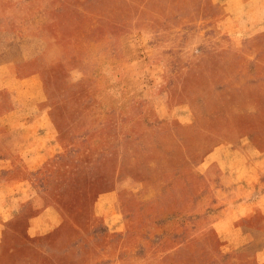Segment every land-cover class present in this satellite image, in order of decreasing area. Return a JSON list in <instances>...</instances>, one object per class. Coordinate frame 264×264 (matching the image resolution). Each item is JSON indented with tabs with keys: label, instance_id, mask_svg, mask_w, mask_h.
<instances>
[{
	"label": "rangeland",
	"instance_id": "1",
	"mask_svg": "<svg viewBox=\"0 0 264 264\" xmlns=\"http://www.w3.org/2000/svg\"><path fill=\"white\" fill-rule=\"evenodd\" d=\"M222 14L214 0H0V202L15 208L0 264H264V53ZM45 124L56 153L25 161V127ZM47 205L59 222L30 237Z\"/></svg>",
	"mask_w": 264,
	"mask_h": 264
},
{
	"label": "crops",
	"instance_id": "2",
	"mask_svg": "<svg viewBox=\"0 0 264 264\" xmlns=\"http://www.w3.org/2000/svg\"><path fill=\"white\" fill-rule=\"evenodd\" d=\"M220 8L223 10V14L220 17V22L225 24L224 31L227 32L230 37L236 43L238 41H242L244 39H261L259 43L256 44V51L264 53V0H228L229 3L226 1L214 0ZM258 83H264V80L257 81ZM12 111L11 113H15ZM10 113V114H11ZM8 114V115H10ZM7 115V116H8ZM15 129L14 127L11 130ZM26 133L29 134V141L23 142L19 147L26 153L25 161H29V156L31 158L32 163H40L43 162L46 157L52 156L59 145L56 142L54 132L51 126L48 124L40 125V126H32L25 127ZM250 145V144H249ZM252 146V145H250ZM250 146H245L244 154L250 150ZM26 149H31L32 153H27ZM0 161H3L1 159ZM5 161L11 163V160L5 158ZM253 165V160L249 157L245 158V161L236 162L234 168V173L238 177L239 180L245 177L248 178L247 174L249 173L250 166ZM242 175L241 173H244ZM24 181H22L23 183ZM3 183V182H2ZM1 183V184H2ZM3 184L7 186L8 192H14V181L10 179V181H5ZM21 192V190H19ZM7 192V193H8ZM21 195V193H19ZM9 196H14L13 194ZM11 203V205H10ZM2 204L1 210L3 211L0 213V238L3 236V231L7 226V219L9 216H12L14 213V204L13 200L6 201L5 203L0 202V206ZM253 203L245 202L241 203L240 206L243 207L245 210H241L239 214L236 216L237 218L241 219L249 215L253 212ZM241 207V208H242ZM4 217V218H3ZM59 211L52 205H47L41 211H39L36 215L31 217L28 222V226L26 228V232L30 237H38L57 224L59 222Z\"/></svg>",
	"mask_w": 264,
	"mask_h": 264
}]
</instances>
